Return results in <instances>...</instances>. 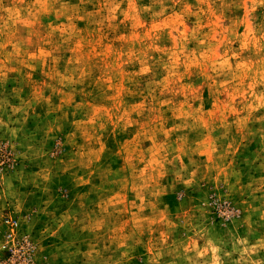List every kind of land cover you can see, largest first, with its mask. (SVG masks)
<instances>
[{"label":"rangeland","instance_id":"1","mask_svg":"<svg viewBox=\"0 0 264 264\" xmlns=\"http://www.w3.org/2000/svg\"><path fill=\"white\" fill-rule=\"evenodd\" d=\"M0 264H264V0H0Z\"/></svg>","mask_w":264,"mask_h":264}]
</instances>
